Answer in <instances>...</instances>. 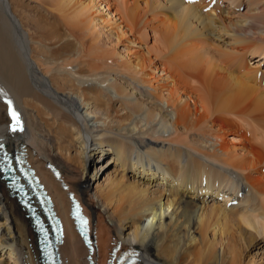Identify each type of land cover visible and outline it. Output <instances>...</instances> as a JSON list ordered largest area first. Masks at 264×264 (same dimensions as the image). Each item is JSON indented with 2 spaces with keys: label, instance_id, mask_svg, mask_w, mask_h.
Instances as JSON below:
<instances>
[{
  "label": "bare ground",
  "instance_id": "obj_1",
  "mask_svg": "<svg viewBox=\"0 0 264 264\" xmlns=\"http://www.w3.org/2000/svg\"><path fill=\"white\" fill-rule=\"evenodd\" d=\"M43 4L32 16L23 0H0V137L32 154L66 219L65 257L88 264L69 218L73 190L93 218L103 263L121 239L142 251L140 264H255L261 255L264 264V250L247 254L264 247V73L249 63L264 58V0ZM104 35L122 50L105 48ZM158 115L173 128L167 137ZM128 139L166 167L133 157ZM166 141L177 148L157 146ZM29 238L36 247L30 219L0 179V264H37Z\"/></svg>",
  "mask_w": 264,
  "mask_h": 264
},
{
  "label": "rangeland",
  "instance_id": "obj_2",
  "mask_svg": "<svg viewBox=\"0 0 264 264\" xmlns=\"http://www.w3.org/2000/svg\"><path fill=\"white\" fill-rule=\"evenodd\" d=\"M110 2L112 3V5H115V6H119V5H121V3H122V0H110ZM223 2V1H222ZM44 0H23V4L24 5H27L28 6V8L30 9V14L33 16H36L37 14H38V12L40 11V10H44ZM225 4H227L228 5V3H225ZM224 4V5H225ZM240 7H242V9L241 10H238V13H242L244 10H245V5L243 4V6L241 5ZM15 8V7H14ZM104 12L105 11H107L108 12V10H103ZM18 14H19V16L22 18V16H21V14L18 12ZM151 31V34L152 35H149V39H148V41L146 42V40L144 39V41H142L141 42V44H142V47H144V49L146 50V49H148V48H150V46L151 45H153L154 44V37H153V31L152 30H150ZM153 32V33H152ZM132 34H130V37H132L131 36ZM151 36V37H150ZM135 36H133V38H134ZM137 41H138V38H135ZM141 40H143V39H141ZM110 41V40H109ZM108 41V38H107V36L106 35H104L103 36V44H104V46H105V48H110L111 46L112 47H114L115 46V44H113L112 42H109ZM116 48L118 47V48H120V50H122V48H123V46H119V45H116L115 46ZM153 55H156V53L155 52H153L152 53ZM249 59H250V61H249V63H250V65L251 66H253V67H257V68H259V70H260V73H259V75L261 76L263 73H264V58H261V57H257V56H255V55H251V56H249ZM264 75V74H263ZM113 76V75H112ZM115 77V76H114ZM118 76H116V78H117ZM111 79H113V81H114V78H110L108 81H110ZM112 80L110 81V82H113ZM109 82V83H110ZM107 86H109L108 85V83H107V85H106V87ZM109 90L113 93V95L114 96H116V97H118V94L116 93V91L113 89V88H110V86H109ZM108 91V90H107ZM109 92V91H108ZM111 93V94H112ZM136 95H138L139 97H143V98H146L145 96H142V95H140V94H135L134 96H136ZM134 96H132V98H134ZM164 104V107H167V105H166V103L164 102L163 103ZM168 110L170 111V112H172L171 111V108H168ZM174 115V112H172V114H171V117ZM160 115H158V120H157V123H158V121H159V123L157 124V127H158V129L159 130H161L160 132H163L162 134H164L165 135V137H167L166 135H168L170 132H172V130H173V128H172V126H171V124H167V123H165V122H163V121H161L160 120ZM129 140V139H128ZM19 141H21V140H18V141H16V143H18ZM130 142H133V143H131L132 145H134L135 147H136V149H135V152L133 153V157H135V158H137V156H138V153H140L141 155H144V158H143V161L146 163V165H148V163L150 162V164H151V166L153 167H157V165H161V166H164V167H166L165 166V164L164 163H159L156 159H152L151 157H149V154H147V152H146V150H145V148L143 147V146H140L139 145V141H138V139L137 140H134V141H131V140H129ZM161 143V145L160 144H158L157 146L160 148V147H164L165 149H167V148H174V149H176L177 148V146L174 144V145H172L170 142H168V141H166L165 143L164 142H160ZM168 143H170L169 145H168ZM171 145V146H170ZM156 146V147H157ZM168 146V147H167ZM173 146V147H172ZM196 156H198L199 157V155H196ZM201 157V156H200ZM188 158V155H185V159H187ZM203 160H205V159H203ZM206 161V160H205ZM100 162H103V161H101L100 160ZM100 162H97V164H95V165H92V168H91V171H94L95 169H96V167L98 168L99 167V165H100ZM104 162H105V160H104ZM186 162V160H184V163ZM216 163V162H215ZM214 162L212 163H210L209 162V165H212L213 167H214V169L215 170H217V172H222L223 174H225L224 172H226V173H228L227 174V177L228 178H231V180L234 182V185H235V183L236 184H242V182H243V184H244V178H242L243 177V175H239L238 173H236V172H234L235 170H233V169H226L225 167H222V165H220V164H218V163H216L215 164ZM208 164V163H207ZM153 167V168H154ZM242 176V177H241ZM103 177V176H102ZM102 178L100 179V182H102ZM96 186V182L93 184V190H94V187ZM153 188H156V187H153ZM229 188V187H228ZM248 187H247V190H246V192L248 193ZM245 192V193H246ZM243 193V192H242ZM241 198H243L242 196H240V198H239V200H241ZM211 202H213V200L211 201H207V203L206 204H208V205H210L211 204ZM221 202H223V201H221ZM221 202H219V203H221ZM224 203V202H223ZM238 205V204H237ZM233 206V205H232ZM234 206H236V205H234ZM30 242H31V239H29V244H30ZM262 244H264V243H262ZM30 249L33 251V249H32V246H31V244H30ZM259 249L258 248H254V249H252V250H250V251H247L246 253L249 255L248 256V259H250L253 255H257L258 256V252H261V251H263L264 250V247H262L261 249H260V251H258ZM260 256V255H259ZM262 256V255H261ZM261 256L260 257H256V260H255V264H257V261H260V259H261ZM2 257V255L0 254V258ZM3 261H9V254L8 253H6L4 256H3Z\"/></svg>",
  "mask_w": 264,
  "mask_h": 264
},
{
  "label": "snow or ice",
  "instance_id": "obj_3",
  "mask_svg": "<svg viewBox=\"0 0 264 264\" xmlns=\"http://www.w3.org/2000/svg\"><path fill=\"white\" fill-rule=\"evenodd\" d=\"M16 115H17V114H16L15 112H13V116L16 117ZM18 122H19V121L17 120V123H18Z\"/></svg>",
  "mask_w": 264,
  "mask_h": 264
}]
</instances>
